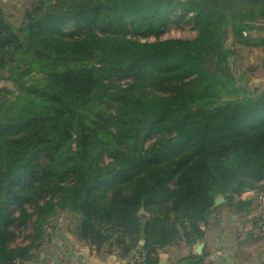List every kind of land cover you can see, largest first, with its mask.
I'll use <instances>...</instances> for the list:
<instances>
[{
  "label": "trees",
  "instance_id": "1",
  "mask_svg": "<svg viewBox=\"0 0 264 264\" xmlns=\"http://www.w3.org/2000/svg\"><path fill=\"white\" fill-rule=\"evenodd\" d=\"M184 21L194 37L162 38ZM235 45L264 51V0H33L17 25L0 6V264L36 262L59 208L132 264L202 238L217 195L249 212L264 91L237 82Z\"/></svg>",
  "mask_w": 264,
  "mask_h": 264
},
{
  "label": "crops",
  "instance_id": "2",
  "mask_svg": "<svg viewBox=\"0 0 264 264\" xmlns=\"http://www.w3.org/2000/svg\"><path fill=\"white\" fill-rule=\"evenodd\" d=\"M239 198L251 200L256 206L249 212L236 211L226 204L224 197L213 206L208 223L202 226L203 237L194 242L179 240L163 247L159 251V264H191L196 257L203 264H264V206L258 204V195L253 191L245 190ZM199 243L201 248L197 250ZM132 263L129 256L98 252L77 238L61 241L56 254L40 259V264Z\"/></svg>",
  "mask_w": 264,
  "mask_h": 264
},
{
  "label": "rangeland",
  "instance_id": "3",
  "mask_svg": "<svg viewBox=\"0 0 264 264\" xmlns=\"http://www.w3.org/2000/svg\"><path fill=\"white\" fill-rule=\"evenodd\" d=\"M33 0H0V6L4 9V13L10 16L11 21L17 25L24 13V10L30 6ZM195 36V31L191 22L184 21L178 24L169 25L164 31L162 38H192ZM153 38H150L152 40ZM226 46H231L230 37L226 40ZM236 51L232 55V69L235 73L237 82L244 85L252 96H257L258 93L264 91V69L261 68L262 60L264 59V51L260 48H249L241 45H235ZM124 84L126 80H116ZM12 87V84L0 79V87ZM153 139L145 140V145L152 142ZM110 159L105 158V162ZM26 209L32 212V207L25 204ZM17 209L15 213H17ZM32 216L31 219H34ZM230 216L227 214L225 220L228 221ZM77 223V216L69 212L66 208H59L56 210L54 217L50 218L44 228V236L41 239L40 245L32 251V256L36 262L33 264H40V259L43 256L56 254L59 249L61 241L71 240L75 237L74 227ZM16 238L12 245L28 244L32 235L31 222L26 227L14 228ZM106 249V246H105ZM30 264V263H26Z\"/></svg>",
  "mask_w": 264,
  "mask_h": 264
},
{
  "label": "built area",
  "instance_id": "4",
  "mask_svg": "<svg viewBox=\"0 0 264 264\" xmlns=\"http://www.w3.org/2000/svg\"><path fill=\"white\" fill-rule=\"evenodd\" d=\"M246 32H243V35H245ZM264 184V181H260L258 182V185L262 186ZM249 191H253L258 195V199L260 201V204H262L264 206V190L261 191H256L255 189H247Z\"/></svg>",
  "mask_w": 264,
  "mask_h": 264
},
{
  "label": "water",
  "instance_id": "5",
  "mask_svg": "<svg viewBox=\"0 0 264 264\" xmlns=\"http://www.w3.org/2000/svg\"><path fill=\"white\" fill-rule=\"evenodd\" d=\"M224 200V197L223 196H221V195H217L216 197H215V200H214V204H213V206H217L219 203H221L222 201ZM141 212H142V210H141ZM198 248L200 249L201 248V243H199L198 245H197V250H198Z\"/></svg>",
  "mask_w": 264,
  "mask_h": 264
}]
</instances>
